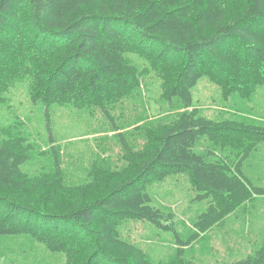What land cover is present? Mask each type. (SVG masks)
I'll use <instances>...</instances> for the list:
<instances>
[{
	"label": "trees",
	"instance_id": "obj_1",
	"mask_svg": "<svg viewBox=\"0 0 264 264\" xmlns=\"http://www.w3.org/2000/svg\"><path fill=\"white\" fill-rule=\"evenodd\" d=\"M151 75L161 83L160 108H178L131 125L143 142L135 148L116 110L143 108ZM203 78L226 98L264 86V0H0V106L29 81L34 103L101 112L125 161L94 165L87 182L66 186L59 162L54 173L24 171L26 138L17 126L0 127V236L29 235L64 253L65 264H156L123 234L130 220L176 232L175 214L152 205L151 185L189 176L208 203L192 240L264 196L243 172L264 126L201 115L192 90ZM183 252L157 264H187ZM229 264H264V245Z\"/></svg>",
	"mask_w": 264,
	"mask_h": 264
},
{
	"label": "rangeland",
	"instance_id": "obj_2",
	"mask_svg": "<svg viewBox=\"0 0 264 264\" xmlns=\"http://www.w3.org/2000/svg\"><path fill=\"white\" fill-rule=\"evenodd\" d=\"M132 58L136 64L144 65L139 57ZM147 78L144 107L136 105L133 109L129 105L116 110L118 116L125 118L123 124L120 119L116 123L126 127L121 132H125L130 146L135 148L143 147V142L130 136L131 125L178 108V102L163 103L166 106L160 108L161 83L153 75ZM28 86L29 81L18 83L5 94L8 102L0 106V127L17 126L16 133L26 138L22 136L29 152V161L22 166L24 171L31 175L48 174L60 166L63 184L80 186L89 180L94 165L111 170L125 165L121 139L101 112L34 103ZM192 92L194 107L211 120L264 126V86L257 87L250 97L235 93L226 98L221 88L203 78ZM243 172L253 185L264 188V143L245 162ZM149 193L153 206L175 214L176 232L158 229L148 221L130 220L123 234L142 247L156 264L172 262L179 257L180 249L184 250L181 258L187 264H229L246 258L264 245V196L256 197L214 229L199 233L192 240L197 233L195 225L208 203L197 200L198 193L189 176H171L151 185ZM182 243L187 247L182 248ZM66 261L64 253L50 251L29 235L0 236V264H65Z\"/></svg>",
	"mask_w": 264,
	"mask_h": 264
},
{
	"label": "bare ground",
	"instance_id": "obj_3",
	"mask_svg": "<svg viewBox=\"0 0 264 264\" xmlns=\"http://www.w3.org/2000/svg\"><path fill=\"white\" fill-rule=\"evenodd\" d=\"M190 6V5H189ZM118 20V19H117ZM128 31V30H127ZM238 36V35H237ZM147 37V36H146ZM153 37H154V35H153ZM239 37V36H238ZM229 39V38H228ZM127 42V41H126ZM240 42V41H239ZM238 42V43H239ZM243 42V41H242ZM118 43V42H117ZM244 45V44H243ZM235 46H237V45H235ZM241 47V46H240ZM69 48V47H68ZM241 51H243V50H241ZM70 52H72V51H70ZM231 53V52H230ZM233 53V52H232ZM5 54V53H4ZM149 54V53H148ZM237 54V53H236ZM42 55V54H41ZM48 55H50V54H48ZM243 55V54H242ZM144 56V55H143ZM146 56V55H145ZM240 56V55H239ZM231 57V56H230ZM53 58V57H52ZM227 58V57H226ZM234 58V57H233ZM232 58V59H233ZM234 60V59H233ZM228 61V60H227ZM242 61V60H241ZM240 61V62H241ZM128 62V61H127ZM220 62V61H219ZM235 62V61H234ZM239 62V61H238ZM251 62V61H250ZM214 64V63H213ZM220 65V64H219ZM235 65V64H234ZM247 65V64H246ZM226 67V66H225ZM36 68V67H35ZM47 68H49V66L47 67ZM51 68V67H50ZM218 68V67H217ZM32 70V69H31ZM37 70V69H36ZM34 72V71H33ZM46 72V71H45ZM237 73V72H236ZM232 76V75H231ZM230 76V77H231ZM228 77V76H227ZM224 79V78H223ZM87 198V197H86ZM77 215V214H76ZM76 225V224H75ZM71 227V226H70ZM111 229V228H110ZM76 230V229H75ZM112 230V229H111ZM79 257V256H78ZM127 257V256H126ZM88 258V257H87ZM133 258V257H132ZM87 262V261H86ZM132 263H133V261H132ZM130 264V263H129Z\"/></svg>",
	"mask_w": 264,
	"mask_h": 264
}]
</instances>
